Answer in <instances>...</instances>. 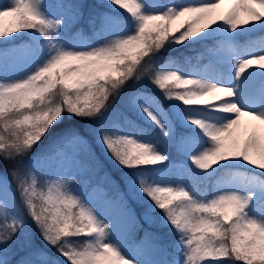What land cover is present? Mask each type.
I'll return each mask as SVG.
<instances>
[{
  "label": "snow or ice",
  "instance_id": "obj_1",
  "mask_svg": "<svg viewBox=\"0 0 264 264\" xmlns=\"http://www.w3.org/2000/svg\"><path fill=\"white\" fill-rule=\"evenodd\" d=\"M226 2L232 7L221 11ZM108 6L115 14L104 17L110 26L106 36L113 38L77 51L60 46L62 26L66 19L75 22L82 12L95 11L97 6L83 0H57L60 13L52 17L45 14L46 0H11L0 7V40L26 33L31 43L23 48L35 45L33 50L43 54L46 49L48 54L43 65L26 78L11 83L0 80V160L11 165L6 175H0V192L14 186L15 193L10 199L0 197V264H10L4 253L23 227L18 218L21 208L44 242L68 264H140L118 243L131 217L124 195L111 178L106 173L98 177L101 165L85 138L88 133L74 127L55 132L67 117L89 125L103 121L132 81L147 79L165 99L182 102L186 108L208 109L209 118L216 114L234 117L219 126L190 120L202 133L196 147L203 150L189 157L195 168L207 172L216 165L225 166L223 162L242 160L264 172V111L242 108L234 87L210 82L221 68L228 71L224 65L229 59L241 55L232 37L224 35L209 48L214 67L195 71L206 78L158 70L154 64L167 45L215 35L218 25L235 33L264 22V0H108ZM5 18L12 20L7 28ZM20 54V49L0 48V73L6 74L9 60ZM243 56L246 58L233 61L237 80L249 69L264 70V43L258 48L245 46ZM251 91L264 97V80L254 83ZM206 97L213 99L209 102ZM131 103L144 111L165 140L169 138L170 123L166 126L146 106L155 104L151 97L136 96ZM89 132L116 164L130 170L135 178L130 194L146 197L162 221L179 235L176 250H183V264H264V218L249 215L251 196L233 193L208 199L194 186L161 187L137 171L166 162L167 157L154 144L118 135L104 124ZM46 138L49 143L42 145ZM38 149L42 151L33 159ZM244 180L246 187L264 193V180L257 176ZM70 238L79 242L70 244ZM137 248L144 264H173L166 249L149 240L147 233ZM37 260L48 264V257L38 253L22 257L17 264Z\"/></svg>",
  "mask_w": 264,
  "mask_h": 264
},
{
  "label": "rangeland",
  "instance_id": "obj_2",
  "mask_svg": "<svg viewBox=\"0 0 264 264\" xmlns=\"http://www.w3.org/2000/svg\"><path fill=\"white\" fill-rule=\"evenodd\" d=\"M10 2L11 0H0V7L8 5ZM71 2H76V0H71ZM83 2L97 7L95 11L82 12L80 18L75 22H72L71 19L65 20L59 41L60 46L65 50H90L100 46L103 39L113 38L112 36H106L110 26L104 21L105 16H113L115 14L114 8L108 6V0H83ZM158 2L166 3L167 0H158ZM173 2L180 3L183 0H173ZM46 3L48 8L44 11L48 17L56 16L60 13V9L57 7V0H46ZM231 7L232 5L226 2L222 6L221 11L227 12ZM11 23V18H5L3 21L5 28ZM176 34L178 35V33ZM224 35L232 37L239 44L241 55L229 59L228 63L224 65V68H227L228 71H224L221 68L214 73L216 78L211 79L210 82L219 81L234 88L237 86V89H235L236 102L242 108L252 111H264V97L255 95L251 91L254 83L264 80V70L249 69L237 80L235 77L236 64L233 62L246 58L243 56L245 46L252 44L258 48L264 43V22L249 24L244 29H237L235 33L230 32L227 26L218 25L215 35L204 34L203 38L198 37L184 45L169 44V52L157 55L154 59V64L158 70L178 71V74L185 77L206 78L197 75L195 71H210L214 67L211 52L203 53L192 46L191 51L200 63L189 69L184 68L183 60L180 57L182 58L184 49L190 47V44L215 36L223 37ZM30 43V37L26 33H18L15 37L7 38L6 41L0 40V48L20 49L21 54H25L27 56L26 59H28L26 60L28 65L23 67L22 64H17V57H12L9 60L7 73H0V80L8 83L22 80L34 73L36 66L43 65L48 59L46 49L41 54L38 49L33 50L35 45L28 49L22 47ZM74 45L76 47H73ZM41 55H43L42 59L39 58ZM168 65L172 66L166 67ZM243 80H247V86L241 84ZM136 96L151 97L155 101V104L146 106H150L160 116L166 126L170 123L171 135L167 140L162 137L160 130L148 119L144 111L138 105L131 103V98ZM207 99L211 102L213 97H207ZM222 116L221 114H216L215 118H209L208 109L191 106L186 108L182 102L169 101L149 80L145 79L139 83L132 81L125 91L114 100L103 121H98L96 125L88 124L84 129H81L82 133H88L85 138L89 140L92 152L101 165L98 177H103L106 173L115 183L119 192L124 195L125 207L131 217V223L127 231L119 238L118 243L121 246V250L130 258L135 257L140 264H144L143 258L138 256L137 245L141 241H145V234L147 233L149 234V240L166 249L173 264H183L184 259L181 255L183 250H176L179 235L166 221H162L161 214L151 206V202L146 197L138 198L130 194V185L135 178L130 173V170L121 168L116 164L107 153V149L103 147L102 142H96L95 138L91 136L89 128L99 127L100 124H104L111 132H115L118 135H130L146 143L154 144L157 151L167 157L166 162L154 167L137 170L145 173L147 178L154 184H158L161 187L180 186L186 189L194 186L198 191L203 192L208 199L221 194L233 193L242 197L251 196L252 200L249 208L252 211L249 215L264 218V193H259L246 187V181L244 180L245 177L250 176H257L260 180H264V172L247 165L242 160L223 162L225 166L216 165L213 169L204 172L195 168L189 158L191 155L203 150L196 147L197 136L198 134L202 135V133L190 123V120L200 119L206 123H215L219 126L228 119L234 118L230 115L225 118H222ZM70 118L67 117L66 119ZM49 141L50 138H46L41 144L46 145ZM204 146L207 147L208 145L205 144ZM40 151L42 149H38L32 158L35 159L36 156L40 155ZM218 170H221V181L216 185H212L211 179H213L214 174ZM7 173L8 171H0V175H6ZM8 180L11 181L10 176H8ZM41 183L43 185L44 181L42 180ZM14 194L13 186L12 190L0 192V197L10 199ZM18 218L22 221L23 227L6 251L9 257L5 258L10 264H17L22 257L29 256L32 253L43 254L48 257V264H68L64 257L60 256L55 249L44 242L35 223L22 208ZM77 242L79 241L69 239L70 244L74 245ZM35 264H40V261L37 260Z\"/></svg>",
  "mask_w": 264,
  "mask_h": 264
},
{
  "label": "trees",
  "instance_id": "obj_3",
  "mask_svg": "<svg viewBox=\"0 0 264 264\" xmlns=\"http://www.w3.org/2000/svg\"><path fill=\"white\" fill-rule=\"evenodd\" d=\"M219 38H221V37H213V38L207 39V40H200V41H197L194 44H191L190 47H186L184 49V54L182 55V58L180 57V59L183 60V63H182L183 66H185L187 68V67L192 66V64L195 62L194 57H192L193 56V53L191 51L192 46H194L197 49L201 48L203 51H206L207 49L211 48L213 46V44L215 43V41L218 40ZM168 50H169V47L167 45L165 47V49L160 54H164V53L166 54L167 52H169ZM85 124H86L85 121L81 122V121H79V120H77L75 118H70V119H66L65 118L63 123L60 124V127L55 129V131L61 130V129H64V128H67V127H70V126H74V127L78 128V129H82V127ZM9 167H11L9 162L0 160V171H6V170L9 169ZM216 175L217 176H216L215 180L213 181L214 183L219 181L218 173ZM4 255L7 256V253L5 252Z\"/></svg>",
  "mask_w": 264,
  "mask_h": 264
},
{
  "label": "bare ground",
  "instance_id": "obj_4",
  "mask_svg": "<svg viewBox=\"0 0 264 264\" xmlns=\"http://www.w3.org/2000/svg\"><path fill=\"white\" fill-rule=\"evenodd\" d=\"M245 28V27H244ZM244 28H242V29H244ZM239 29H241V28H239ZM26 55L25 54H21V55H19L17 58H16V61H17V64H22V66L23 67H25V66H27L28 65V63H27V61L26 60H28V59H26ZM42 66V65H41ZM41 66H39V67H41ZM37 68H36V70L39 68L38 66H36ZM241 84H243L244 86H247V80H243V81H241ZM241 86V85H240ZM242 87V86H241ZM235 89H237V86L235 87ZM242 89V88H241ZM237 98H238V96H237ZM206 99V101H209V99H207V97L205 98ZM200 109H201V107H200ZM221 115H223L222 116V118H225V117H227L228 115L227 114H221Z\"/></svg>",
  "mask_w": 264,
  "mask_h": 264
}]
</instances>
